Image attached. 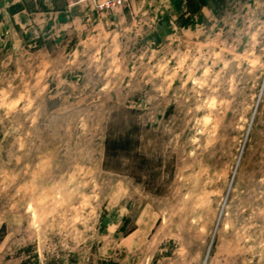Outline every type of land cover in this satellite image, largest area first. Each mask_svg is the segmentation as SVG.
<instances>
[{
    "label": "rangeland",
    "instance_id": "374dc122",
    "mask_svg": "<svg viewBox=\"0 0 264 264\" xmlns=\"http://www.w3.org/2000/svg\"><path fill=\"white\" fill-rule=\"evenodd\" d=\"M53 1L0 36V264H264V0Z\"/></svg>",
    "mask_w": 264,
    "mask_h": 264
},
{
    "label": "crops",
    "instance_id": "0c3cea01",
    "mask_svg": "<svg viewBox=\"0 0 264 264\" xmlns=\"http://www.w3.org/2000/svg\"><path fill=\"white\" fill-rule=\"evenodd\" d=\"M20 1L22 0H0V36L10 28L9 24H11L15 28L24 29L27 38L33 37L34 33L41 34L43 38L46 33L52 35L58 32L61 25H65L69 20L70 3L60 9L47 5L45 10L27 11L23 9L10 14L8 11L9 6ZM49 2L52 5L54 3L53 0H49ZM206 6H208V3L202 8Z\"/></svg>",
    "mask_w": 264,
    "mask_h": 264
},
{
    "label": "trees",
    "instance_id": "16d2710c",
    "mask_svg": "<svg viewBox=\"0 0 264 264\" xmlns=\"http://www.w3.org/2000/svg\"><path fill=\"white\" fill-rule=\"evenodd\" d=\"M187 4L189 6H193L189 12L194 13L197 12V10H201V8L206 5V0H186ZM27 10V11H37V10H45L46 6L41 5L39 9H37L35 6H28L25 3V0H22L20 2H17L11 6H9L8 11L10 14H13L15 12L21 11V10ZM123 144H121L120 140H114V139H106L105 140V157L108 159L109 156L114 154L116 150L122 149ZM125 224L120 228V230L124 229Z\"/></svg>",
    "mask_w": 264,
    "mask_h": 264
}]
</instances>
